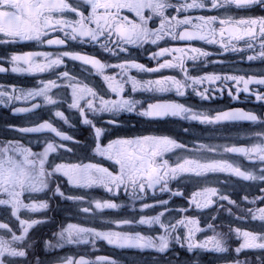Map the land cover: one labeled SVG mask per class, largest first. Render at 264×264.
Returning a JSON list of instances; mask_svg holds the SVG:
<instances>
[{"label": "snow or ice", "instance_id": "snow-or-ice-1", "mask_svg": "<svg viewBox=\"0 0 264 264\" xmlns=\"http://www.w3.org/2000/svg\"><path fill=\"white\" fill-rule=\"evenodd\" d=\"M233 9L244 10L245 13L264 10V0H0V44L35 42L59 49L56 52L30 51L22 55L0 56V62L10 65L12 74L39 77L29 88L0 84V105L9 107L13 116L23 117L26 121L21 125H6L0 130L3 135L0 139V215L4 216L0 221V264H30L28 255L33 248L30 230L46 221L22 218L21 213L49 209L48 200H39L36 195L48 192L53 198L58 196L70 201V210L79 220L62 225L57 243H46V249L91 245L95 250L98 241H105L116 249L151 250L164 254L176 244L194 255L203 252L219 254L224 264H229L224 254L230 252L229 240L234 233L242 241L235 248L237 256L245 250H259L261 255L258 259L260 264H264V207L257 206L258 201L264 203V195L259 194L264 193V116L239 108L216 110L213 115L175 101L152 102L132 95L125 97L127 85H130L132 94L150 93L153 96L174 92L177 97H185L191 89L203 101L212 99L208 94L210 89H198L197 86L204 83L217 85L216 90L223 91L218 82H233L236 94L232 93L231 87L228 90L233 100L238 99L240 92L253 95L250 85L264 87V74L193 75L186 67L187 61H192L193 69L198 70L200 66L196 62L203 58L206 67L207 58L213 53L191 46L160 47V41L166 38L202 41L218 45L222 53L217 55L251 50L255 54L247 55L249 62L264 61V12L259 16L237 15L233 14ZM169 10H174L175 14ZM195 12L200 14L194 15ZM128 13L134 18H130ZM56 32L62 33L63 38H48ZM69 41L98 46L117 57L122 53L130 56L132 48L151 44L160 48L149 57L158 63L156 67H146L133 59L102 62L95 55L76 50ZM240 42H243V47L237 46ZM257 42L258 52L255 48ZM169 56L170 60L159 62L160 58ZM65 58L89 66L93 71L84 75L86 69H82L78 75L69 70ZM108 69L118 71L108 75ZM164 69H179L183 78L162 75L157 79H138L129 74L132 70L160 73ZM8 72V67L0 66V73ZM44 73L51 75L47 78L39 76ZM93 75L103 80L115 99L105 98V93L88 80ZM254 94L257 102H264V94ZM18 104L22 106H16ZM65 104L70 111L78 113L80 123L90 128L89 137L85 140L75 138L56 124V121H62L68 128L75 127L62 110ZM144 104L147 106L142 107ZM43 113H47L46 118ZM120 114H135L152 120L178 117L208 126L247 121L257 127L251 129V135L240 137L249 141L247 147H237L235 143H200L189 147L169 136L143 134L109 139L104 145L107 133L120 127ZM104 115L108 118L102 119ZM40 134H51L37 140L38 144L41 140L43 142L42 151H34L20 142V137ZM176 150L181 151L173 165L165 157ZM66 153L73 156L79 153L80 162L57 163L55 157L50 160L53 154L62 158ZM206 153L214 155L205 156ZM226 154L243 157L249 161V166L230 160ZM95 157L109 161L111 167L103 166ZM84 160L90 162L84 163ZM219 174L228 179L221 178ZM57 177H64L70 188L84 191L66 193ZM232 177L248 183L238 185ZM192 178L205 186L193 193L189 205L200 211L217 206L216 214L205 222L206 227H201L200 219L187 214L188 208L172 209L170 200L156 195L159 191L170 193V197H181L184 194L179 188L173 191L171 182ZM53 182H56L55 188L52 187ZM213 183L216 186H210ZM237 187L242 189L239 194L242 199L233 196ZM252 188H257L258 193L251 191ZM90 189H103L109 198L98 199L87 191ZM121 192L130 203L123 200L117 203L112 199L119 198ZM149 193L155 198V203L148 202ZM26 198L30 202H26ZM126 208L133 213L131 217L104 215L106 210L119 212ZM220 209L237 221L247 222L250 217L260 224L254 230L233 227L231 220L224 221ZM148 210L156 214H150ZM173 212L187 215L169 218ZM12 218L19 223V234L10 227ZM141 226L153 230L159 228L160 234H142ZM218 226L227 227L228 232L217 231ZM179 229L185 231L181 233ZM208 231H211V236L199 241L196 239L198 233ZM57 264H120V261L110 257H97L93 261L86 255H79V258L70 255L59 259ZM176 264L181 262L177 260ZM231 264L249 262L237 259Z\"/></svg>", "mask_w": 264, "mask_h": 264}, {"label": "flooded vegetation", "instance_id": "flooded-vegetation-1", "mask_svg": "<svg viewBox=\"0 0 264 264\" xmlns=\"http://www.w3.org/2000/svg\"><path fill=\"white\" fill-rule=\"evenodd\" d=\"M210 2V0H209ZM171 14H175L174 10H169ZM223 11V10H221ZM233 14L237 15H246L252 14L255 16H259L264 12V10H251L248 13H245L244 10L233 9ZM200 14L199 12L193 13ZM130 18H134L131 13H128ZM183 18V14L181 15ZM159 24L157 22L156 27ZM48 38L57 39L63 38V34L56 32L52 33V35ZM46 38V39H48ZM69 45H71L76 50H80L83 53L95 55L96 58L101 59L102 62H123L125 59H133L136 62H139L146 67H156L157 60L149 59L153 51H159L160 48L147 44L142 48H132L131 55L120 54L119 57L112 56L109 53L103 51L98 46H92L90 44H75L74 42L69 41ZM198 47L205 51L213 53V55L207 58V66L205 67V60L201 58V60L196 63L200 66L199 69H193V62L187 61L186 67H188L193 75H205V74H218V75H226V74H245V73H255L256 75L264 74V61L257 59L252 62L247 60L248 54H255L251 50H246L245 53H232L226 52L220 55L217 53H222V50L218 45H210L206 44L202 41H172L166 38L163 41H160V47ZM238 47H243V42H240ZM256 52L259 51V42L255 45ZM57 46H47L38 45L35 42H23L18 44H0V56H9L11 53L15 54H24L30 51H58ZM165 59H171V57L160 58L159 62H164ZM213 61H222L223 63H213ZM65 63L68 65L70 71H73L80 75L82 73V69H86L83 73L87 75V72H92L93 70L89 66L81 65L79 62H73L67 60L65 58ZM0 66L8 67V73H0V84L5 85H16L18 87L29 88L32 87L38 76H27V75H17L12 74L10 72V65L0 62ZM60 71V70H57ZM118 71L116 69H108L106 74L113 75ZM130 75L142 79H157L162 75H175L178 79H182V74L179 69H164L160 73H138L136 70H132ZM50 73L39 74L40 77L47 78ZM88 80L95 85V87L105 93V98L115 99L116 97L110 93L107 89V86L104 84L103 80L96 75L89 76ZM233 82H229L228 84H223L218 82V85L223 88V91H217V85H209L204 83L200 86H197L199 90L203 91L205 88L210 89L209 95L212 99L203 101L200 97L196 96L191 89L187 91L185 97H177L175 93H168L164 95L153 96L150 93H131L130 85L126 86L125 97L127 98L129 95L134 96L136 99L141 100H150L152 102H162V101H175L179 103H183L188 106H192L197 111H205L211 112V114L215 115L216 110H224L228 111L231 109L239 108L244 111H252L258 115L264 116V102H257L255 100V92H260L264 94V87L258 85H250V89L253 91V95H249L243 92L239 93L238 99L233 100L228 95L229 87H231L232 93L236 94V87L232 86ZM242 88V85H240ZM70 100L71 97L69 96ZM22 106V105H16ZM144 104L142 107H146ZM67 116L71 118V122L74 123L75 127L68 128L67 125H64L62 121H56V124L67 133L73 135L75 138L79 140H85L89 137L90 128L84 126L80 123L78 113L70 111L67 107V104L63 105L62 109ZM42 115L47 117V113H43ZM107 115H104L102 119H107ZM100 119V118H96ZM120 121V127L115 130V132L107 133V138L104 139V145H107L109 139H117V138H130L136 135H160V136H169L176 139L178 142L184 143L189 147H195L197 144L205 143V144H213V145H224V144H233L237 147H247L249 146V141L247 139H243L240 137H246L251 135V129L257 127L252 125L251 122L247 121H239V122H230L223 125L218 126H208L201 125L197 122H188L186 120H181L178 117H168L162 120H152L149 118L139 117L135 114H120L118 117ZM26 123L23 117L13 116L12 110L9 107H4L0 105V130L4 129L6 125H21ZM189 129L188 132H185L184 129ZM19 136V134H17ZM43 135H51V134H40L30 135L27 137H20V142L25 146H30L34 151H42L43 150V142L38 144L37 140L41 139ZM0 139H3L2 133H0ZM66 144L69 142H65ZM181 150H176V152L168 153L165 158L169 159L170 163L173 165L177 161V155ZM222 151V149H221ZM205 156H213L214 154L206 153ZM80 154L77 156H73L72 153H66L62 158L57 157L56 154L50 156V160L54 157L56 158V162H80L78 158ZM227 158L230 160L239 161L244 166H249V161L244 159L243 157L235 156L232 154H226ZM219 159L220 157H215ZM96 161H99L105 167H111L110 162L104 160L102 157H95ZM84 163L90 162L89 160H84ZM221 178L228 179L224 177L223 174H219ZM238 185H243L248 182L238 181L235 177L231 178ZM61 185V189L66 193H75L84 190L72 189L67 184V181L64 177H57ZM55 183L53 182L52 187L55 188ZM173 191L179 190L184 194L181 197H170V193H160L157 191V197H161L163 199L170 200V207L172 209L186 207L189 209V213L195 218L200 219L201 227H206V221H210V217L216 214L217 206L214 205L213 208L204 209L202 211L197 210L194 205H189L188 201L191 199L192 195L196 191H201L205 186L202 183H198L196 178H192L191 180H181V181H172L170 184ZM210 186H216L214 183ZM246 191L247 189H243ZM92 193L96 198L103 199L109 198V194L106 193L103 189H90L87 190ZM251 191L257 192V188H252ZM242 192L240 187H237L236 192L233 193V196L242 199V195H239ZM264 195V193H259ZM39 200L47 199L49 202V209L38 211L35 213L22 212V218H31L37 220H45L46 223L37 225L33 229L30 230V237L33 242V248L29 250L28 261L30 264H57L58 260L65 256L76 255L79 258V255H86V258L95 261L97 257H110L120 261V264H176L177 260L181 262V264H194V262H198V264H224V260L219 257V254L215 253H198L196 255L192 253H188L185 249L179 247V245L173 244L170 250L167 253L161 254L151 250L140 251L137 249H116L110 245H108L105 241H98L96 244V249L93 250L91 245L88 246H68L66 245L64 248L57 249H46V243H57L58 236L57 234L61 231L62 225L66 226L67 223H77L79 218L73 216L72 211L70 210V201H65L60 197H52V193L48 192L45 194H36ZM251 198V197H250ZM112 199L119 203L121 200L125 202H129L128 198L124 195L123 192L120 193V197H112ZM26 202H30L26 198ZM148 202L155 203V198L152 197V194H148ZM226 203V202H224ZM258 207H264V203L257 202ZM137 207H139V202H137ZM150 214H156L153 210H148ZM224 221L231 220L233 227H240L242 230H254L258 228L260 222L252 221L249 217L247 222L245 221H237L235 217H229L227 212L223 209H220ZM186 213H176L173 212L171 217L175 216H183L187 215ZM106 217H123L128 216L131 217L133 213L129 209H121L119 212L113 210H106L104 213ZM4 219L3 215H0V221ZM219 225L220 221H212ZM99 222H97V227H99ZM10 227H13L14 230H17V234H19V223L14 218L10 221ZM142 234L146 235H158L160 234L159 228L155 230L149 229L147 226H141L140 228ZM184 229H179V232L183 233ZM217 231L228 232L227 227H217ZM211 231L207 233H198L196 239L203 240L207 236H211ZM242 241L237 239L235 234H231V239L229 240L230 252L224 254L227 257L229 264H231L234 260L245 261L247 260L249 264H260L258 257L261 255L259 250H245L237 256L235 253V248L239 247Z\"/></svg>", "mask_w": 264, "mask_h": 264}]
</instances>
